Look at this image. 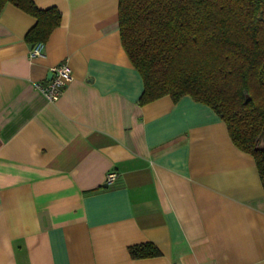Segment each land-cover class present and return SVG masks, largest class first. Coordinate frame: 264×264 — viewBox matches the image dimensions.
I'll return each instance as SVG.
<instances>
[{
	"label": "crops",
	"instance_id": "1",
	"mask_svg": "<svg viewBox=\"0 0 264 264\" xmlns=\"http://www.w3.org/2000/svg\"><path fill=\"white\" fill-rule=\"evenodd\" d=\"M33 1L61 14L39 55L35 17L0 11V264H264V185L221 117L188 94L139 103L118 0ZM147 241L160 254L133 258Z\"/></svg>",
	"mask_w": 264,
	"mask_h": 264
},
{
	"label": "trees",
	"instance_id": "2",
	"mask_svg": "<svg viewBox=\"0 0 264 264\" xmlns=\"http://www.w3.org/2000/svg\"><path fill=\"white\" fill-rule=\"evenodd\" d=\"M7 2L35 17L25 34L32 45L60 23L55 6L0 0V11ZM118 26L143 80L139 103L188 94L207 104L264 185V0H118ZM128 249L133 258L160 254L149 241Z\"/></svg>",
	"mask_w": 264,
	"mask_h": 264
},
{
	"label": "built area",
	"instance_id": "3",
	"mask_svg": "<svg viewBox=\"0 0 264 264\" xmlns=\"http://www.w3.org/2000/svg\"><path fill=\"white\" fill-rule=\"evenodd\" d=\"M40 52V45L36 44L31 51V55H39ZM52 72V78L46 83L39 85L44 95L53 100L55 99L62 89V87L67 84L72 78V69L70 65L64 61L57 65H54L50 68ZM116 177V173L114 171L107 172L105 176V183L111 184Z\"/></svg>",
	"mask_w": 264,
	"mask_h": 264
},
{
	"label": "water",
	"instance_id": "4",
	"mask_svg": "<svg viewBox=\"0 0 264 264\" xmlns=\"http://www.w3.org/2000/svg\"><path fill=\"white\" fill-rule=\"evenodd\" d=\"M262 144V143H261Z\"/></svg>",
	"mask_w": 264,
	"mask_h": 264
}]
</instances>
